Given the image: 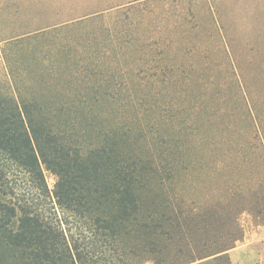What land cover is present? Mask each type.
<instances>
[{
    "label": "trees",
    "instance_id": "1",
    "mask_svg": "<svg viewBox=\"0 0 264 264\" xmlns=\"http://www.w3.org/2000/svg\"><path fill=\"white\" fill-rule=\"evenodd\" d=\"M130 11L116 16L135 35ZM112 32L76 37L74 54L59 59L55 96L43 86V60L29 55L22 66L7 47L0 76V264H232L238 215L247 210L264 222V172L237 164L234 142L222 138L166 156L160 145L159 158L141 154L143 133L125 112L137 97L132 87L165 76L158 60L166 52L156 38ZM98 77L103 84L95 86ZM247 104L255 134L248 145L264 155V119ZM95 107L104 119H96ZM235 176L242 180L232 182ZM212 216L223 225L210 235Z\"/></svg>",
    "mask_w": 264,
    "mask_h": 264
},
{
    "label": "rangeland",
    "instance_id": "2",
    "mask_svg": "<svg viewBox=\"0 0 264 264\" xmlns=\"http://www.w3.org/2000/svg\"><path fill=\"white\" fill-rule=\"evenodd\" d=\"M139 3L141 8L135 9ZM125 9L131 10L135 35L127 33V26L116 16ZM103 27L117 38L121 33L115 30L156 38L166 52L158 60L167 67L165 76L161 80L147 76L141 80L145 87H132L137 97L130 99L125 112L134 116L136 129L143 133L137 136L141 154L159 158L160 145L168 148L166 156L168 151L193 148L196 140L222 138L234 142L237 164L263 176L264 155L248 145L255 134L246 103L264 119V0H0V76L9 46L22 66L29 55L43 60L46 69L40 77L55 96L62 76L57 70L59 59L74 54L81 41L78 35L85 37L87 30L88 35H97ZM102 78L95 80V86L103 84ZM162 108L168 110L164 116ZM96 112L97 120L105 118L99 107L93 115ZM46 177L52 187L53 175L46 172ZM168 187L164 188L167 194ZM210 221L206 227L211 235L223 224L213 216ZM238 223L241 237L233 246L254 240L264 249V222L245 210ZM191 264L215 262L204 259Z\"/></svg>",
    "mask_w": 264,
    "mask_h": 264
},
{
    "label": "crops",
    "instance_id": "3",
    "mask_svg": "<svg viewBox=\"0 0 264 264\" xmlns=\"http://www.w3.org/2000/svg\"><path fill=\"white\" fill-rule=\"evenodd\" d=\"M228 254L233 264H264V249L254 240L229 249Z\"/></svg>",
    "mask_w": 264,
    "mask_h": 264
}]
</instances>
